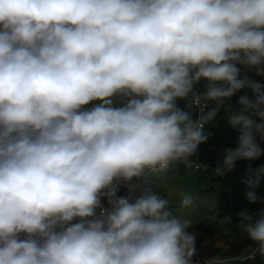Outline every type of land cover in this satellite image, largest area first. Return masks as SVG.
Segmentation results:
<instances>
[{
	"label": "clouds",
	"instance_id": "clouds-1",
	"mask_svg": "<svg viewBox=\"0 0 264 264\" xmlns=\"http://www.w3.org/2000/svg\"><path fill=\"white\" fill-rule=\"evenodd\" d=\"M250 72L264 0H0V264H194L191 221L146 180L191 166L221 112L239 134L215 175L264 155ZM262 180L248 164L249 203ZM237 215L264 254V209Z\"/></svg>",
	"mask_w": 264,
	"mask_h": 264
},
{
	"label": "rangeland",
	"instance_id": "rangeland-1",
	"mask_svg": "<svg viewBox=\"0 0 264 264\" xmlns=\"http://www.w3.org/2000/svg\"><path fill=\"white\" fill-rule=\"evenodd\" d=\"M249 75L253 79L264 80V76H257L254 72ZM243 91L237 93L229 102L236 103ZM179 103L183 105L182 101ZM223 128V125H216L215 122L209 124L206 129L210 134L209 139L199 147L195 155L208 167H217L218 162L223 159L225 148L236 147L237 137L222 136ZM262 182L264 183V180ZM146 183H149L157 194L170 201L171 210L175 215L191 221L192 226L188 230L197 237L194 264H205L209 258L216 256L223 259L224 264H264V254H261L259 244L251 241L239 227L237 214L246 203V192L239 191L237 198L233 196L228 185L222 184L220 176L215 173L202 176L191 166L181 163L172 165L166 171L150 174ZM257 194L264 200L259 191ZM184 195H190L193 203L191 207L181 209L180 201ZM250 206L252 207H248V210L251 211L264 209L262 202ZM254 247H257V250L251 253ZM256 257L260 260H256Z\"/></svg>",
	"mask_w": 264,
	"mask_h": 264
},
{
	"label": "crops",
	"instance_id": "crops-1",
	"mask_svg": "<svg viewBox=\"0 0 264 264\" xmlns=\"http://www.w3.org/2000/svg\"><path fill=\"white\" fill-rule=\"evenodd\" d=\"M258 81L264 83V80L263 81L258 80ZM232 105L234 106V108L238 107L236 105V103H234ZM225 117H226V113L221 112L220 114H218L217 118L214 121L216 125L221 124L224 126L223 131H222V134H223L222 136H224V137H227V136L235 137L236 136L237 137L238 132L231 128V126L227 123V120ZM207 127H208V125H206V129H207ZM258 142H260V141H258ZM260 143H261V147L264 148V142H260ZM203 145L204 144L200 145V147ZM215 160H217V159H215ZM215 160H212V161L216 162ZM181 164H183V163H181ZM248 164H251L253 169L264 164V155H262L258 160L250 161ZM248 164H245L244 161H238L235 165L234 171L229 172L224 176H220V180H221L222 184L228 185L233 196H237V198H238L239 191H241V192L247 191L246 186L242 183V179L246 176V169H247ZM257 191H259L263 195V198H264V183L263 182H261V185L259 186ZM257 195H259V194H257ZM244 201L246 203H244L243 206L240 208L241 209L240 212L241 211H248L250 214L256 215L261 210V209L255 210V211L248 210V207H252L250 205L256 206L257 203L256 204L249 203L248 200L246 199V196H244ZM261 202L263 204L264 200H261ZM219 243H220V241H219Z\"/></svg>",
	"mask_w": 264,
	"mask_h": 264
},
{
	"label": "built area",
	"instance_id": "built-area-1",
	"mask_svg": "<svg viewBox=\"0 0 264 264\" xmlns=\"http://www.w3.org/2000/svg\"><path fill=\"white\" fill-rule=\"evenodd\" d=\"M261 83H263V82H261ZM194 111H196V110H194ZM244 163L248 164L249 161H244ZM176 164H174V165H176ZM190 165L194 171H198L200 173H204L206 171H213L214 172V170L216 168V167H208V166L204 165L201 161H199L197 159V157L195 155L190 158ZM121 194H123V193H121ZM256 250H257V247H254L253 249H251V253H254Z\"/></svg>",
	"mask_w": 264,
	"mask_h": 264
},
{
	"label": "trees",
	"instance_id": "trees-1",
	"mask_svg": "<svg viewBox=\"0 0 264 264\" xmlns=\"http://www.w3.org/2000/svg\"><path fill=\"white\" fill-rule=\"evenodd\" d=\"M209 173H214L213 171H206L204 173H201L202 176H207ZM256 260H260L258 257H256Z\"/></svg>",
	"mask_w": 264,
	"mask_h": 264
}]
</instances>
